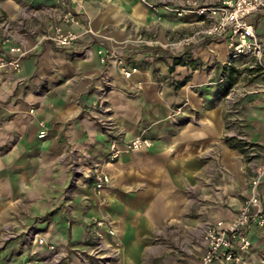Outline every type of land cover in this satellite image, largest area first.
<instances>
[{"label":"crops","instance_id":"obj_1","mask_svg":"<svg viewBox=\"0 0 264 264\" xmlns=\"http://www.w3.org/2000/svg\"><path fill=\"white\" fill-rule=\"evenodd\" d=\"M66 13L80 25L61 23ZM194 19L155 14L135 0H0V21L27 52L0 87V264H54L57 253V264H102L75 257L93 248L94 229L108 244L106 264H202L204 228L235 219L248 196V160L227 138L242 127L247 141L264 146V91L247 96L243 123H227L224 46L160 53L171 32L202 24ZM51 25L78 41L56 47L46 39ZM4 34L0 28V54L9 47ZM116 51L136 70L130 78ZM137 136L152 147H121L105 164L112 139ZM98 165L112 178L102 192L86 176ZM95 220L115 235L92 227ZM35 230L56 251L38 248ZM252 243L244 264L264 263V227Z\"/></svg>","mask_w":264,"mask_h":264},{"label":"built area","instance_id":"obj_2","mask_svg":"<svg viewBox=\"0 0 264 264\" xmlns=\"http://www.w3.org/2000/svg\"><path fill=\"white\" fill-rule=\"evenodd\" d=\"M135 1L155 13L170 12L177 18H184L189 14L196 15L202 23H210V26L202 33L226 38L232 59L254 58L264 70V42L258 37L251 22V18L264 12V0H220V3L214 6L199 4L192 0H184L179 4H174L172 0ZM60 22L69 26L80 25V21L72 13L61 15ZM0 28L5 31L4 43L9 46L7 52L0 54V87H2L3 73L19 72L21 62L27 56V52L21 46L12 43V36L8 31L9 25L5 21H0ZM49 30L51 34L47 35L46 39L61 49L71 47L79 39L78 34L72 31L63 32L56 25L49 26ZM28 33L33 34L31 31ZM107 57L103 56V61ZM114 57H116L117 64L123 68L125 78H130L136 72L135 69L125 68L123 56ZM38 137L43 139L46 134L41 132ZM234 138L247 140L241 134ZM247 144L245 156L252 172L248 196L235 219L217 220L204 228L202 245L205 253L202 264H244L243 256L253 246L252 232L264 227V146L252 147L250 142ZM121 147L127 151L136 152L151 148L152 142L143 136H137L124 143H121L119 139H112L106 165L120 158ZM86 176L94 180L95 188L99 192L104 191L112 181L111 176L104 171L101 165L89 169ZM95 225L96 228H106L109 235H115V231L105 222L97 221ZM95 235L93 237L99 238L97 248H102V235L97 230ZM39 245L48 246L52 251L55 250V246L49 245L44 238L39 239Z\"/></svg>","mask_w":264,"mask_h":264},{"label":"rangeland","instance_id":"obj_3","mask_svg":"<svg viewBox=\"0 0 264 264\" xmlns=\"http://www.w3.org/2000/svg\"><path fill=\"white\" fill-rule=\"evenodd\" d=\"M174 2V4H179L181 2H183L184 0H172ZM193 2H198L199 4H204V5H210V6H214L220 3L216 2V1H212V0H192ZM155 13V12H153ZM160 13V12H159ZM159 13H155V14H159ZM170 13V12H167ZM172 15V13H170ZM173 16V15H172ZM189 16H193V20L194 17L198 18L196 15L194 14H189L186 17ZM258 17L256 19H252V24L255 28V30L258 32L259 37L261 38V40H263L264 42V12L260 15H257ZM184 18H177L179 20L185 19ZM196 21V20H195ZM210 26L209 22H205L202 23L201 25H194V30L189 31H185L183 32L182 36L176 35L175 32H171L169 35L170 37V45L163 48V52H160L162 55L167 54L169 56H179L182 54H185L186 52H188L189 47L191 45H197V44H206L210 41H215L221 45L224 46L225 48V58H224V62L226 64V66L228 67V64L234 68L238 74L236 75V77L238 78V83L234 86V88L231 90L230 95L226 98V116H227V123L232 125V124H238V123H243L244 122V118L242 116L243 111L245 110V107L243 105L244 101L246 100L247 96L250 94H253L255 92H258L259 90H263L264 91V70L263 68H261V66L257 63V61L254 58H248V57H240L237 59H232L231 58V51L229 49V44L227 42V40H220L221 37L220 36H208L204 33H202L203 31H205L208 27ZM155 28V27H154ZM156 29V28H155ZM155 29L154 31H150L149 32V36H155ZM169 32V31H168ZM180 37V38H179ZM220 40V41H219ZM118 51H116V55H118ZM229 110H231V112H229ZM240 128V132L238 134H241L242 136L246 137L244 134V132L241 130L242 127ZM243 142H249L247 140L243 141ZM247 159V158H246ZM97 221H103L107 224L108 223L105 220H95V223L92 225V227L96 226V222ZM96 228V227H95ZM99 231L98 229H94L93 234L95 235V232ZM37 230L35 231H30L29 233L34 236L35 240L38 239L37 241V246L38 248H46L49 251H52L48 248V246H40L39 245V239L44 238V237H38V234H35ZM7 233V232H6ZM102 235V240L101 243L103 245L102 248H97V245L99 244V238L97 237H93L92 235L88 234V238L94 241V246L93 248L86 252L85 254H82L83 251H75V257L78 259L83 260V255H85L87 261H96L98 263V261L102 264H106V261L109 258L108 255V244L105 241V238L103 236V234L101 232H99ZM7 238H9V236H11V234H6ZM96 236V235H95ZM45 239V238H44ZM46 240V239H45ZM47 241V240H46ZM49 245V242H47ZM56 251V247L55 250ZM56 256V257H55ZM62 255L61 254H55L53 259L54 264L59 263L60 259H62ZM59 261V262H58ZM264 264V263H262Z\"/></svg>","mask_w":264,"mask_h":264},{"label":"trees","instance_id":"obj_4","mask_svg":"<svg viewBox=\"0 0 264 264\" xmlns=\"http://www.w3.org/2000/svg\"><path fill=\"white\" fill-rule=\"evenodd\" d=\"M175 61L177 62H183V59L181 57L175 58ZM238 74V72L232 68L231 66L226 68L225 71V81H224V96L225 98H227L230 93L231 90L234 88V86L238 83V78L236 77V75ZM228 141H237L238 144L241 146L243 152L245 153V147L248 145L247 143L243 142L242 140H238L234 137L232 138H227ZM252 147H259V145H253L251 144Z\"/></svg>","mask_w":264,"mask_h":264}]
</instances>
